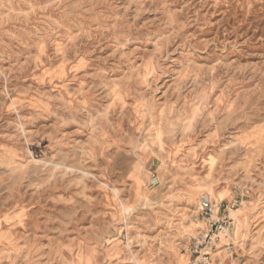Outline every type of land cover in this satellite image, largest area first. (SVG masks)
I'll list each match as a JSON object with an SVG mask.
<instances>
[{
	"label": "rangeland",
	"instance_id": "1",
	"mask_svg": "<svg viewBox=\"0 0 264 264\" xmlns=\"http://www.w3.org/2000/svg\"><path fill=\"white\" fill-rule=\"evenodd\" d=\"M202 196L264 264V0H0V264H188Z\"/></svg>",
	"mask_w": 264,
	"mask_h": 264
},
{
	"label": "built area",
	"instance_id": "2",
	"mask_svg": "<svg viewBox=\"0 0 264 264\" xmlns=\"http://www.w3.org/2000/svg\"><path fill=\"white\" fill-rule=\"evenodd\" d=\"M197 214L206 227L193 239L191 245L192 259L188 264H208L222 239H227L233 229V222L227 214L212 219L214 204L206 196L199 198ZM227 250L232 248L230 242L224 244Z\"/></svg>",
	"mask_w": 264,
	"mask_h": 264
}]
</instances>
